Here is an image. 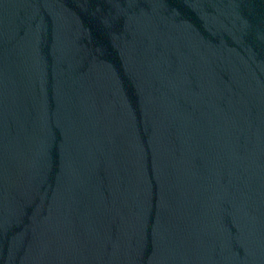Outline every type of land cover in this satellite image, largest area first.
Returning <instances> with one entry per match:
<instances>
[{
    "label": "water",
    "instance_id": "95a60500",
    "mask_svg": "<svg viewBox=\"0 0 264 264\" xmlns=\"http://www.w3.org/2000/svg\"><path fill=\"white\" fill-rule=\"evenodd\" d=\"M0 264H264V0H0Z\"/></svg>",
    "mask_w": 264,
    "mask_h": 264
}]
</instances>
